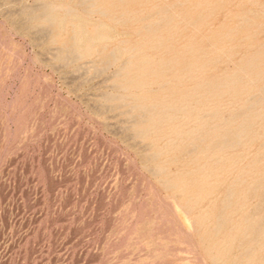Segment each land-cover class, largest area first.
I'll use <instances>...</instances> for the list:
<instances>
[{"label": "rangeland", "instance_id": "obj_1", "mask_svg": "<svg viewBox=\"0 0 264 264\" xmlns=\"http://www.w3.org/2000/svg\"><path fill=\"white\" fill-rule=\"evenodd\" d=\"M51 1L0 0V264H214L207 246L215 242L220 254L230 238L202 239L209 228L196 226L194 215L209 198L218 200L226 183L188 211L144 155L149 140L162 147L168 137L183 138L193 126V106L202 113L203 104L243 101L246 93L236 85L206 100L209 88L198 84L217 77L220 85L264 43V0H128L124 20L88 13L68 0L88 34L103 22L99 32L106 38L89 46L84 36L80 55L67 58L57 54L61 42L50 41L27 15ZM161 5L172 8L166 14L173 19L145 37L143 15ZM186 12L201 13L199 22L188 23ZM222 28L225 34L215 32ZM68 38L63 29L60 40ZM95 45L105 52L116 48L119 61L98 69V50L88 53ZM126 61L124 75L143 102L187 107L145 139L133 135L132 114L102 99L120 90L114 71ZM250 73L254 79L243 80L253 91L263 79ZM256 144L248 147L255 151ZM160 160L169 173L188 170L179 150ZM240 198L228 231L238 228L231 224L239 223L240 210L252 212L259 203L252 191ZM238 240L229 255L236 254Z\"/></svg>", "mask_w": 264, "mask_h": 264}, {"label": "bare ground", "instance_id": "obj_2", "mask_svg": "<svg viewBox=\"0 0 264 264\" xmlns=\"http://www.w3.org/2000/svg\"><path fill=\"white\" fill-rule=\"evenodd\" d=\"M70 1L88 13L98 11L108 18L127 19L128 9L124 8V2L128 0ZM186 3L187 0H178L175 5ZM74 4H70L68 0H54L40 3L27 11V15L34 20L35 26L40 27L41 30L46 29L50 41L61 42L59 48L56 47L59 51L57 54L61 58L79 56L84 36L90 40L89 46L97 40L106 38V35L99 32V29L104 26L103 22L96 24L95 34H88L89 32L80 21L75 20L81 16L75 12ZM171 9L169 6L161 5L152 8L146 14L143 13L142 27L146 30L145 37L161 32L165 25L171 22L173 17L167 16ZM183 15L188 23H194V25L201 18V13L186 12ZM66 28L69 38L60 40L61 31ZM166 30L169 29L166 27ZM215 32L226 33L224 28L217 29ZM95 49H97L96 45L90 47L88 53L92 54ZM187 49L191 51L192 47L188 46ZM97 50L100 55L96 62L98 69L119 61L116 48L108 52H105L104 47ZM123 50L128 52L134 48L123 46ZM127 63L129 64L127 61L123 62L114 71L113 79L120 90L116 93H103L102 99L103 103L122 107L123 111L132 114L135 117L130 126L133 135L145 139L155 131V128L159 129L162 126V121L170 122L175 118L176 113L187 107L176 103L157 105L143 102L141 95L132 90V85L136 83L133 84V79L124 75ZM250 70L255 72V78H257L255 81L263 79L262 84L256 85L258 88L253 91L250 84L247 85L243 80L252 78ZM225 79L227 80L222 81L218 86L217 77L199 83V86L204 85L206 89L209 88L204 98L209 100L213 96H223L236 85L239 91L246 93L243 101L216 107L203 104L202 113L193 106L196 110L194 117L190 120L193 126L186 131V135L181 136L183 137L181 139L168 137L162 147H158L155 140L147 141L149 150L144 152V157L152 164V166L148 164L152 171L162 177V186L168 192L178 194L181 204L188 211L194 209L200 200L213 195L221 183H226L225 191L220 198L216 201L214 200L219 196L209 198L207 207L199 209L194 215L196 226L209 228L200 234L202 239L215 238L219 235L230 238V242L225 241L221 244L222 253L220 254L215 251L220 249L218 244L212 242L208 245V255L214 264H264V43L259 44L256 53L249 57H242L238 69L228 74ZM138 83L143 86L146 82L138 81ZM163 113L168 116L160 119ZM198 139H201L203 143L199 145ZM257 141V149L252 151L249 147ZM170 150H179L186 160L188 158L187 171L174 174L168 172V166L166 162L160 160V156ZM215 183L217 185H211ZM250 191L259 199V203L252 212L240 210L242 213H239V223L231 224L232 228L236 226L238 228L226 230L228 223L234 221L233 213L238 211L236 206L241 203V193ZM209 217L212 219L208 223ZM237 237L239 238L236 244L237 252L229 255V250L235 245L232 241Z\"/></svg>", "mask_w": 264, "mask_h": 264}]
</instances>
